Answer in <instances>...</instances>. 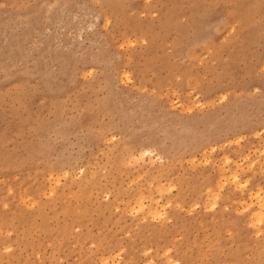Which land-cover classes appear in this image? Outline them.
<instances>
[{
	"label": "rangeland",
	"instance_id": "374dc122",
	"mask_svg": "<svg viewBox=\"0 0 264 264\" xmlns=\"http://www.w3.org/2000/svg\"><path fill=\"white\" fill-rule=\"evenodd\" d=\"M263 152L264 0H0V264H264Z\"/></svg>",
	"mask_w": 264,
	"mask_h": 264
},
{
	"label": "bare ground",
	"instance_id": "6f19581e",
	"mask_svg": "<svg viewBox=\"0 0 264 264\" xmlns=\"http://www.w3.org/2000/svg\"><path fill=\"white\" fill-rule=\"evenodd\" d=\"M264 153V152H263ZM226 161H228V160H226ZM252 164V163H251ZM253 167V166H252ZM261 169V168H260ZM221 173V172H220ZM238 173V172H237ZM239 175V174H238ZM238 175H236V173H235V175H234V177H233V181H234V183H236V187L238 186V187H242L243 185V183L239 180V177H238ZM232 181V182H233ZM245 182V181H244ZM245 186H247V184L245 183ZM242 188H244V186L242 187ZM261 191V190H260ZM259 191V192H260ZM262 192V191H261ZM261 192L260 193H257L256 194V197H258V199H257V203H258V208H257V210H258V212H259V215H257L256 217H255V219L256 218H258V222H259V224H263L262 222L264 221V195L262 196L261 195ZM214 197V196H213ZM215 198V197H214ZM217 200V199H216ZM147 201V200H146ZM214 202H216V201H214ZM169 203V202H168ZM213 203V202H212ZM214 204H216V203H214ZM252 204V203H251ZM248 205V204H247ZM253 206H255L254 204H253ZM139 207V209H137V210H144V204L143 203H140V205L138 206ZM250 207V205L249 206H246V208L248 209ZM159 210H160V208H159ZM250 210V209H249ZM140 211V212H141ZM158 210H156L155 211V216H154V218H157L158 217V219H160L159 217H162L163 215H165V213H161V211L158 213L157 212ZM163 211V210H162ZM248 211V210H247ZM250 214V213H249ZM255 215V214H254ZM254 220V219H253ZM256 221V220H255ZM255 221H254V223H255ZM254 223H252V225L254 224ZM256 224H258V223H256ZM255 225V224H254ZM264 225V224H263ZM262 225V226H263ZM255 226H257V225H255ZM251 227V226H250ZM261 232V231H260ZM117 256H119V255H117ZM114 258H115V256H114ZM118 259V258H117ZM109 260V259H108ZM116 260V259H115ZM117 261V260H116ZM105 262V261H104ZM117 263V262H116ZM174 263H176V262H174ZM108 264H110V263H108Z\"/></svg>",
	"mask_w": 264,
	"mask_h": 264
}]
</instances>
